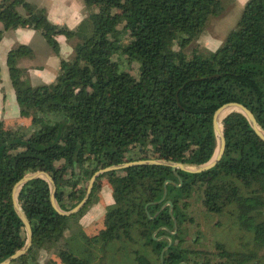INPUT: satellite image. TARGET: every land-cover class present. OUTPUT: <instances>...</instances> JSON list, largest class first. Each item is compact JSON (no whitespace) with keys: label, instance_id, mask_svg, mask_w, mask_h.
<instances>
[{"label":"trees","instance_id":"1","mask_svg":"<svg viewBox=\"0 0 264 264\" xmlns=\"http://www.w3.org/2000/svg\"><path fill=\"white\" fill-rule=\"evenodd\" d=\"M83 2L96 11L70 30L51 23L43 9L26 0H0V39L7 31L33 29L60 56L56 37L77 38L70 59L60 60L53 84L24 86L26 71L17 62L31 58L33 50L19 45L7 52L19 116L0 120V262L26 242L12 190L27 173H48L57 205L67 212L83 199L94 173L107 167L147 160L207 163L216 148L213 115L224 104L244 105L264 131V0L245 4L236 30L213 52L187 48L221 12L220 0ZM121 58L137 64L135 73L122 69ZM223 124L225 150L212 169L176 171L178 178L159 165L105 173L84 208L70 217L53 209L45 181L28 182L18 203L32 243L11 264L36 262L41 251L52 254L44 264H90L71 249L76 239L69 219L85 210L102 179L111 188L112 204L92 238L104 246L109 264L126 258L135 264H264V142L239 113ZM167 181L180 185L166 184L171 210L159 203ZM192 196L208 214L237 227L238 251L216 244L212 255L187 244L185 225L194 224L188 214Z\"/></svg>","mask_w":264,"mask_h":264},{"label":"rangeland","instance_id":"2","mask_svg":"<svg viewBox=\"0 0 264 264\" xmlns=\"http://www.w3.org/2000/svg\"><path fill=\"white\" fill-rule=\"evenodd\" d=\"M73 1L77 3L76 0ZM220 1L222 4L221 12L218 15L209 18V23L206 26L204 32L201 34L200 37H198L197 40H194L189 44L187 48V52L192 51L196 47L199 50L205 52L216 51L217 49L222 47L227 35L230 32L236 30L237 21L243 10V7L249 0H220ZM68 2L70 1L68 0ZM32 4L40 9H43L44 13L47 14L46 16L48 15L53 16L52 14L53 8H52L51 0H33ZM81 5L83 6L82 8H80ZM94 11H96L95 7H88L84 4L83 0H80L79 15L75 21L79 23L80 20L86 19L88 15L90 13H93ZM65 24L60 23V25L62 26ZM78 25L79 24L76 25L66 24L65 26H67V29L74 30L75 27H77ZM58 37L59 36H57L56 39H58ZM9 38H11V40H14L15 43L12 49L16 48L19 45H25L28 46L30 49H32L34 52L31 58L24 57L19 59L17 62V66L22 69H26L25 66L27 64L32 65V68H29V70H27L25 75H23L24 77L21 78V80L25 81L24 86L37 87L42 84L55 83L57 77L60 74V70H59L60 60L64 59L68 61L70 59L69 57L72 54V50H71L69 56L67 57L55 55L58 60L57 68L55 64L54 66L48 65L45 67H34L37 64L43 63L42 56L45 58L52 57L54 59V55L52 53L45 54L43 49L40 50L41 54L37 52L38 50H35V48L38 49L40 48V46L39 45L34 46V44H29L25 42L24 39L27 38L26 34L17 35L16 33H9L7 37H3L2 39H0V85H1L0 91L1 93L4 94H6L7 92L11 94L12 91L11 83L9 82L8 75H6L5 77V75L2 73V67L3 66L5 67V64L2 65V60L5 57V53H6L5 46ZM63 40L65 43H68L69 46L70 44H76L77 42L76 37H72L71 39H69V41L65 37H63ZM58 44L60 45V43ZM45 50L50 51L51 49L46 45ZM121 61L123 62L122 65L123 70L127 71L129 69H132L130 73H135L137 66L136 63L129 65L127 64L125 58H121ZM9 103L13 105V106L11 105L13 108L16 107V110H18V105L14 99H9L6 101V104ZM8 111L12 112L14 111V109H9ZM8 111H4V113H1L0 120H3L1 118L4 117L5 114L8 113ZM170 183L172 182L170 181ZM107 187L109 188L110 191L107 190ZM109 194L111 196L110 186L108 185L106 180L104 179L100 180L99 189H97V192L92 198V201L89 203V205L80 215L73 217V219L72 218L69 219L72 226V229H70L69 233H71V236L74 239H76L75 242H72L73 244L71 249L73 253L79 258L88 259L90 261V264H109V262L111 261V258L106 257L105 255L106 252L103 250L104 246L102 245V243L100 241H97L95 238H92L94 237V235L98 234L101 228H103V224H102L103 215L107 212L110 205L112 204L111 197H109V201L106 200V197ZM190 203L191 205L190 208L188 209V214L193 218L194 224L187 223L185 225L186 226L185 228L187 229V238H186L187 244L192 249L203 250L209 252L212 255H216L217 250L215 246L216 244H221V246H223L228 251L239 250L238 246L242 236L240 235L239 230L237 229L236 226L228 224L227 220H225L224 218H220L217 215L208 214L205 211V209L202 207L201 202L198 201L197 196H192L190 198ZM66 234L68 235V233ZM64 236L66 235L64 234ZM69 239L70 238L65 239L62 242V244H64V242ZM194 240H196L195 243H193ZM167 247H169V244ZM82 249L87 251L86 254L82 253L81 251ZM163 251L164 249L162 250V252ZM43 254L44 252L42 251L39 252L38 255L36 256V262H31V263L37 264L38 262H41L44 258V256L43 258H41ZM213 259L216 260L215 257H213ZM130 260L126 258L125 260L123 261L121 260V261L123 262L122 264H135L130 262ZM114 261L115 263L112 262L110 264L121 263V261L120 262H116V260ZM58 264L61 263L58 261Z\"/></svg>","mask_w":264,"mask_h":264},{"label":"water","instance_id":"3","mask_svg":"<svg viewBox=\"0 0 264 264\" xmlns=\"http://www.w3.org/2000/svg\"><path fill=\"white\" fill-rule=\"evenodd\" d=\"M231 113H239V114L243 115L246 118V120L248 121V123H249L250 127L252 128V130L254 131V133L264 142V131L260 127V125L257 123L255 117L253 116V114L250 110H248L244 105L239 104V103H235V102H230V103L224 104L220 108H218L214 112V115H213L212 124H213L214 134H215V138H216V148H215V151H214L212 158L207 163L202 164V165H190V164L175 163V162L163 161V160H153V161L147 160V161H137V162L124 163V164H120L117 166L107 167L105 169L99 170L96 173H94V175L91 177V179L88 182V185L86 188V193H85V196L83 197V199L73 209H71L70 211H67V212L62 211L57 205V202L55 199L56 187H55V184H54L52 177L48 173L43 172V171H35L33 173H27L22 179H20L15 184V186L13 187V190H12L13 208H14L16 214L18 215L19 219L21 220L23 226H24V230L26 232V242H25V245L20 250L16 251L14 254H12L11 256H9L5 260H3L2 262H0V264H11L12 262L17 260L18 258H21L22 256H24L28 252V250L31 246V243H32L31 226H30V223H29L24 211L22 210L20 204L18 203L19 191L28 182H30L34 179H41V180L45 181L49 185V188H50V203H51V206L53 207V209L59 215H61L63 217H70L72 215L77 214L78 212H80L84 208V206L86 205V203H87V201H88V199L92 193L95 182L97 181V179L101 175H103L105 173L119 171V170H122L125 168H130V167L139 166V165H159V166L168 167L171 169V171L173 172V174L177 178H178V174L176 173V171H181V172H185V173H189V174H199V173L206 172V171L212 169L214 166H216L224 154L225 136H224L223 120L228 115H230ZM179 182L182 183L180 179H179ZM167 183H170V181L165 182L163 197L159 203H163L161 209H164L165 207L168 206L169 210H171L172 209V203L170 201L165 202V199L167 196V188H166ZM171 184H174V183L172 182ZM174 186L179 187L180 185L174 184ZM173 221H174V225H175V232L173 234H175L177 231L176 220L174 219ZM168 240H169V246H170L172 243V240L170 238ZM163 252L161 253V257L163 255Z\"/></svg>","mask_w":264,"mask_h":264},{"label":"crops","instance_id":"4","mask_svg":"<svg viewBox=\"0 0 264 264\" xmlns=\"http://www.w3.org/2000/svg\"><path fill=\"white\" fill-rule=\"evenodd\" d=\"M26 1L28 3H30V4L33 3V0H26ZM69 1L70 2H68V0H51L52 8H53V10H52L53 16H49L48 15L47 19L51 23L56 24L58 26H62V25H60V23H62V24L66 23L67 25H69V24H74V25L79 24L82 20H80L79 23H77V21H75V20L78 18V15H79L80 0H76L77 3L75 1H73V0H69ZM82 7L83 6L81 5L80 8H82ZM18 11L21 14H24V12L21 9H18ZM65 25H63V26H65ZM65 27H67V26H65ZM73 28H74V26H73ZM0 30H2V25L1 24H0ZM9 33H16L17 35L26 34L27 38L24 39L25 42H27L29 44H34V46L35 45H39L40 46V48H38V49L35 48V50H38L37 52H39L41 54L40 50L43 49L45 54L52 53L54 55V59L55 60L52 57L45 58V57L42 56L43 63L37 64L34 67H45V66H48V65H53L54 66V64H55L56 68L58 67V60H57V58L55 56V53L53 51H51V50L50 51L49 50H45L47 44H46V42L44 41L43 37L41 36V34L38 31L33 30V29H29V28H20V29L14 30V31L4 32L3 35H2V38L3 37H7V35ZM57 41H59L58 43H60V45H59V47H60V53H59L60 56H66V57L69 56V54H70L72 49L70 48L68 43L64 42L63 36H59ZM14 44H15L14 40H11V38H9V40L7 41L6 46H5V50H6L5 51L6 52L5 53V57L2 60V65L5 64V67L4 66L2 67V73L5 75V77H6V75H8L10 83H11V81H10V77H9V72H8V69H7V66H6V57H7V52L14 47ZM25 68H26L25 71L27 72V70H29V68H32V65L27 64L25 66ZM11 89H12L11 94H9V92L4 94V93H1V91H0V111H3V112H0V115H1V113H4V111H8L9 109H14V111H12V112L8 111V113H6L5 116L1 118L3 120L15 119V118H17L19 116V110H16V107L13 108L12 107L13 105L10 104V103L6 104V101L9 100V99H14L15 100L14 95H13L12 85H11ZM107 190H109L108 187H107ZM109 197H111L110 194L106 197V200L109 201ZM43 256H44V258H43ZM51 256H52L51 253L44 252V254L41 256V258H43V260L41 262H38V263L39 264H44L47 259L51 258ZM29 264H36V263H29Z\"/></svg>","mask_w":264,"mask_h":264},{"label":"flooded vegetation","instance_id":"5","mask_svg":"<svg viewBox=\"0 0 264 264\" xmlns=\"http://www.w3.org/2000/svg\"><path fill=\"white\" fill-rule=\"evenodd\" d=\"M238 247H241L240 245Z\"/></svg>","mask_w":264,"mask_h":264}]
</instances>
